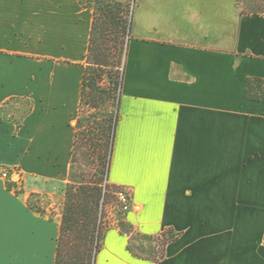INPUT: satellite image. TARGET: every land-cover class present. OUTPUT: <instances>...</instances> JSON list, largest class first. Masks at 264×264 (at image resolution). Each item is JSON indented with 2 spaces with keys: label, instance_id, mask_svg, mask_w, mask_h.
<instances>
[{
  "label": "crops",
  "instance_id": "0c3cea01",
  "mask_svg": "<svg viewBox=\"0 0 264 264\" xmlns=\"http://www.w3.org/2000/svg\"><path fill=\"white\" fill-rule=\"evenodd\" d=\"M238 0H137L109 183L132 193L142 238L173 231L159 260L112 220L95 264H264V14ZM95 9L0 0V264H56ZM27 113L19 118L21 104Z\"/></svg>",
  "mask_w": 264,
  "mask_h": 264
},
{
  "label": "trees",
  "instance_id": "16d2710c",
  "mask_svg": "<svg viewBox=\"0 0 264 264\" xmlns=\"http://www.w3.org/2000/svg\"><path fill=\"white\" fill-rule=\"evenodd\" d=\"M89 1V0H88ZM85 6H92L89 2L81 0ZM91 2V1H90ZM95 13L92 32L87 54V68L84 77L82 101L80 113L84 106L99 108L109 102V90L102 82L105 77L111 76L114 88L119 90L115 100V110L111 117V123L107 129L100 128L101 125L94 119H87L85 124L79 122L76 131L74 148L72 152V164L69 175V182L64 188L65 200L61 222L60 236L58 239L56 264H95L96 256L101 248L100 239L102 236V216L106 205V198L116 202L115 187L109 183V171L116 137V130L120 118V102L122 96L123 79L126 67L128 47L121 35L127 32V28L120 23L122 8L114 0H95ZM242 15L264 14V0H253L247 3L245 8L241 0L237 2ZM121 40V41H120ZM115 60L111 64V58ZM115 73H110L108 70ZM244 97L246 100L264 103V79L248 78L245 83ZM104 128V126H103ZM101 131L106 144H104L102 155L96 157L98 150V135ZM100 141V140H99ZM95 154V155H94ZM91 158V164L96 163V172L89 177L82 173L78 167L80 158ZM131 230L122 232L130 237L135 233ZM133 231V232H132ZM171 232H165L161 236L164 242L160 252L155 250L150 254V259L159 260L164 256V249L171 241L176 240L174 235L165 239ZM130 251L137 255L132 249Z\"/></svg>",
  "mask_w": 264,
  "mask_h": 264
},
{
  "label": "rangeland",
  "instance_id": "374dc122",
  "mask_svg": "<svg viewBox=\"0 0 264 264\" xmlns=\"http://www.w3.org/2000/svg\"><path fill=\"white\" fill-rule=\"evenodd\" d=\"M84 2H89L91 3L92 6H95V0H83ZM91 1V2H90ZM115 2H118L122 8V14H121V19H120V23L122 27H126L127 28V32L126 33H122L121 35V40L123 38L125 45L128 47V43L130 41V37L132 35V25H133V14H134V10L136 8V2L137 0H114ZM253 0H241V5L243 8H245L247 3H252ZM120 40V41H121ZM122 40V41H123ZM115 60V55H113V57L111 58V64L113 63V61ZM88 66V65H87ZM110 71V73H115V71L113 70H108ZM103 86L107 88V90H109V102H107L104 106L102 105L101 107L95 109V108H91L89 106H84V108L82 109L81 114L78 116L77 119V123L76 125H78V120L79 122L81 121V123L85 124V121L87 119L90 120H96L102 128V129H107V127L109 126V124L111 123V117L113 116V112L115 110V100L113 99V96H117L120 88L118 91L115 90L114 88V84H113V80L111 79V76L109 75V77H105L104 81L102 82ZM20 102V115L19 118L21 119L22 116H24V114L27 113V109L26 107L28 106L24 100H19L16 101ZM104 126V128H103ZM77 127V126H76ZM81 128L80 126L77 127V129ZM83 129V127L81 128ZM98 135V150H96V157L98 158L100 155H102L103 152V148H104V144H106L105 141H102L105 139V137H103V133L101 131H99L97 133ZM100 140V141H99ZM95 155V154H94ZM78 167L81 169L82 173H86V177H89V174H91V176L96 172V163L95 164H91V158H85L84 160H82V157L80 158V162L78 164ZM24 183V179L21 178V187ZM117 187V186H115ZM11 190V188H9ZM20 192V191H18ZM63 196H58L57 194H54L55 197H57L59 200V202H57L56 207L59 210V213L61 212V214L63 215V207H64V200H65V193H64V189L62 192ZM124 215L125 212H123L121 210V208L119 207L117 201L114 202L111 200V198L107 197L106 198V205L104 206L103 209V216H102V221H101V225H102V236L100 239V245H102V238L104 236V233L110 228L111 226V222L112 220H115L117 222V228L121 231V232H126V230H131L125 223L124 221ZM134 231V230H133ZM132 231V232H133ZM135 232V231H134ZM171 233L168 234L167 237H165V239H170L172 238L174 235L176 236L175 233H173V231H170ZM136 233V232H135ZM131 246L132 249L135 252L141 253V254H145V255H150L152 254V252L155 250V252H160L161 251V247L163 245V238H155V239H146V238H142L141 236H138L137 234H133L131 235Z\"/></svg>",
  "mask_w": 264,
  "mask_h": 264
},
{
  "label": "built area",
  "instance_id": "2783aa9c",
  "mask_svg": "<svg viewBox=\"0 0 264 264\" xmlns=\"http://www.w3.org/2000/svg\"><path fill=\"white\" fill-rule=\"evenodd\" d=\"M0 181L6 183L8 188L18 192L21 187V173L13 167L2 166L0 167ZM117 203L123 212H128L132 205V193L124 187H118L115 190Z\"/></svg>",
  "mask_w": 264,
  "mask_h": 264
}]
</instances>
